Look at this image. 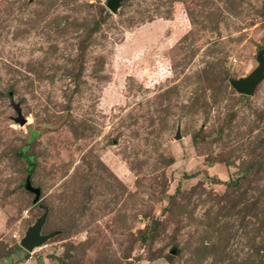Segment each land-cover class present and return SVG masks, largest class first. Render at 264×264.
Here are the masks:
<instances>
[{"label":"rangeland","instance_id":"rangeland-1","mask_svg":"<svg viewBox=\"0 0 264 264\" xmlns=\"http://www.w3.org/2000/svg\"><path fill=\"white\" fill-rule=\"evenodd\" d=\"M105 3L0 0V264H264V0Z\"/></svg>","mask_w":264,"mask_h":264},{"label":"water","instance_id":"water-1","mask_svg":"<svg viewBox=\"0 0 264 264\" xmlns=\"http://www.w3.org/2000/svg\"><path fill=\"white\" fill-rule=\"evenodd\" d=\"M123 0H106V7L116 12ZM257 66L246 76L229 80L230 85L240 94L252 95L258 83L264 78V47L260 48L256 54ZM175 138H180V130L177 127ZM24 187L26 190L34 194L32 200L36 203L39 199L40 188L33 186L27 177ZM45 221V214L38 217L34 224L26 230L24 236L20 239V245L27 251H31L34 247L41 245L54 233H41L42 226Z\"/></svg>","mask_w":264,"mask_h":264},{"label":"trees","instance_id":"trees-1","mask_svg":"<svg viewBox=\"0 0 264 264\" xmlns=\"http://www.w3.org/2000/svg\"><path fill=\"white\" fill-rule=\"evenodd\" d=\"M193 138V140L195 139L194 137H192Z\"/></svg>","mask_w":264,"mask_h":264}]
</instances>
